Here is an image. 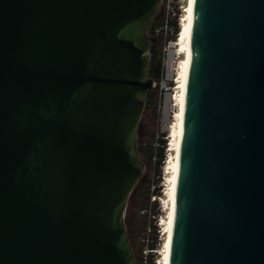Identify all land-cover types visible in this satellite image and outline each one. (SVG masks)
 <instances>
[{"label": "water", "instance_id": "obj_1", "mask_svg": "<svg viewBox=\"0 0 264 264\" xmlns=\"http://www.w3.org/2000/svg\"><path fill=\"white\" fill-rule=\"evenodd\" d=\"M163 1L0 0V264H137ZM170 264H264V0H195Z\"/></svg>", "mask_w": 264, "mask_h": 264}, {"label": "rangeland", "instance_id": "obj_2", "mask_svg": "<svg viewBox=\"0 0 264 264\" xmlns=\"http://www.w3.org/2000/svg\"><path fill=\"white\" fill-rule=\"evenodd\" d=\"M188 4L189 0H164L156 23L149 31V35L154 39L152 51L154 57L160 59V66L159 71L155 72L156 77L151 75L153 88L148 94L147 107L137 135L138 151L146 170L131 195L126 213L128 233L137 264H164L167 221L170 214V163L175 156L171 145L173 138L168 126L174 121L175 112L179 110V103L174 101L175 105L166 115V99L168 94L176 96L180 91L176 80L168 79L167 62L170 48H178L174 44L178 42L180 34H175L171 22L177 20L181 30ZM183 57L184 54H179L175 59L180 61ZM162 140L166 141V149L165 160L161 162L159 150ZM158 188L160 192L156 193ZM155 227L158 228L156 233ZM153 244H156V249H152Z\"/></svg>", "mask_w": 264, "mask_h": 264}, {"label": "bare ground", "instance_id": "obj_3", "mask_svg": "<svg viewBox=\"0 0 264 264\" xmlns=\"http://www.w3.org/2000/svg\"><path fill=\"white\" fill-rule=\"evenodd\" d=\"M194 6H195V0H189V4L186 10L187 15L184 18L183 24L181 23L182 28L178 36V40H177L178 42L174 44L178 48L175 49V47H172L168 52L169 60L167 62V66H168L167 76L168 79L174 78V80H176L177 88L180 91L179 94H177L176 96L174 94H168L166 99V115H168L167 114V112H169L168 110L170 108H173V106L175 105L174 101H177L179 103V110L175 112L176 114L174 115V121L171 122L170 120L171 123L168 126V129L171 134L170 136L171 138H173L172 144L171 142L170 144L172 145L173 150L175 151V156L172 161L170 160L172 163V164L170 163V165H172L171 166L172 171H170V175L172 172V176H170L171 184L169 187L170 214H169V221H167L168 236L165 245L166 249H165V257L163 261L164 264H170V260H171V244H172L174 216H175V209L177 202L180 155H181V146H182L184 121H185L187 89H188L190 66L192 60V31H193ZM179 54H184V57L181 58L180 61L179 59L177 61L175 57L176 55ZM166 117L168 118V116Z\"/></svg>", "mask_w": 264, "mask_h": 264}, {"label": "trees", "instance_id": "obj_4", "mask_svg": "<svg viewBox=\"0 0 264 264\" xmlns=\"http://www.w3.org/2000/svg\"><path fill=\"white\" fill-rule=\"evenodd\" d=\"M155 23H156V20H155V22L153 23V25H155ZM153 25H152V27H153ZM171 25L173 26V28L175 29L174 31H175V34L177 35L179 32H180V26H179V24H178V21L177 20H175V21H173V22H171ZM151 27V28H152ZM151 30V29H150ZM149 30V31H150ZM174 37H176V36H174ZM151 66L153 67H151L150 68V76L151 75H155V72L156 71H159V66H160V59H158V58H156V57H154V54H153V51H152V60H151ZM158 75V74H157ZM155 77H156V75H155ZM165 149H166V141L165 140H162V146L160 147V150H159V156H160V161L162 162V160L164 161L165 160ZM160 192V188H158L157 190H156V193H159ZM127 224V223H126ZM158 231V228L157 227H155L154 228V232L156 233ZM152 249H156V244H153L152 245Z\"/></svg>", "mask_w": 264, "mask_h": 264}]
</instances>
